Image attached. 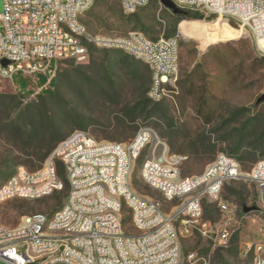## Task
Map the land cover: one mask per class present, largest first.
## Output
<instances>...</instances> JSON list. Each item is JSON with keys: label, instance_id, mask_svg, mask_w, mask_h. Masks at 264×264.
<instances>
[{"label": "built area", "instance_id": "1", "mask_svg": "<svg viewBox=\"0 0 264 264\" xmlns=\"http://www.w3.org/2000/svg\"><path fill=\"white\" fill-rule=\"evenodd\" d=\"M182 10L213 14L238 25L264 57V0H171ZM96 0H3L0 11V84L16 75L36 84L40 74L52 78L60 60L87 62L90 48L121 49L151 68L149 97L154 101L176 92L180 71V37L162 33L152 39L141 30L127 35L91 32L82 15ZM150 0H121L132 14ZM162 3V0H159ZM232 26V25H231ZM44 86H40V90ZM155 142L142 166L143 180L160 190L167 201L180 200L173 213L162 203L138 194L130 177L136 159ZM187 156L171 152L157 132L142 127L126 142L98 140L87 130L63 139L36 171L19 166L0 184V200L39 198L62 190L57 161L65 164L69 192L52 214L25 215L15 227L0 224V264H182L179 234H201L214 247L227 249L237 228V207L221 198L225 185L245 177L264 194V160L243 172L233 156L220 152L200 174L182 175ZM217 205L223 219L214 227L204 219L205 204ZM128 207L137 234L125 230ZM179 223V228L177 227ZM253 264H264V223L260 238L246 244ZM189 262L209 260L195 252Z\"/></svg>", "mask_w": 264, "mask_h": 264}, {"label": "rangeland", "instance_id": "2", "mask_svg": "<svg viewBox=\"0 0 264 264\" xmlns=\"http://www.w3.org/2000/svg\"><path fill=\"white\" fill-rule=\"evenodd\" d=\"M105 1L109 2L113 10L108 9L109 6ZM105 1H97L82 15V21L91 32L127 35L133 30H141L152 38V35L159 37L162 33H168L171 25L177 26V34L180 37L179 81L183 80L184 83L185 80V83L183 86L179 84L176 92L167 98L166 112L156 113L151 118H147L145 113L139 114L134 121L125 117L123 109L125 105L133 104L143 97L144 82L140 70L133 73L122 64H118L114 69L116 97H112L109 92L98 91L92 87L87 91L86 98L80 99L71 87L64 86L63 94L66 100L90 117L91 124L87 131L98 140L126 142L132 139L142 127L149 126L167 143L171 152L185 154L184 151L188 152L192 149L189 145L190 140L196 139L199 135L208 140L212 139L211 142L221 139L224 130L219 129V116L229 105L255 107L258 98L264 93V65L260 59L263 56L257 52L248 32H230L227 38L203 46L199 38L183 35L180 30L181 22L177 23L173 11L159 0H151L147 6L140 8L137 11V17L127 14L124 17L121 16V0ZM2 9L3 0H0V11ZM205 15L206 19H202L204 23H218L224 28L222 24L224 20L213 14ZM231 25L238 29V25ZM224 31L227 32L226 29ZM114 56V54L106 55L104 50L95 51L91 53L89 61L83 63L89 65L86 67H80L78 63L71 60H60L55 74L64 70L71 73H77L80 70L94 74L97 64L110 65L115 59ZM191 72L195 74V85L189 92L190 83L186 82V79ZM18 77L19 74L13 80H6L0 84V94H3V96L0 95V154L12 149L11 157L20 155L23 160H26L18 167L24 166L29 171H36L44 162L39 163L36 160L31 162L29 157L19 153L15 142L12 139H6L1 124L3 118H7L8 114L13 118L36 96L33 93L22 97L20 93L18 100L11 102L12 96L19 90ZM33 88L35 92L40 90V86L36 84ZM49 90H53L52 85H49ZM210 110H216V117L207 120L206 115ZM256 110L264 111V102ZM123 119L125 123L121 124ZM73 127H75L74 123L68 120L63 124L62 132L69 136L76 130H80ZM36 145L38 144L31 143L30 148H35ZM154 148L153 141L136 159L130 177L131 185L142 197L160 201L167 212L173 213L180 204V200H165L162 192L146 183L141 174L143 163L152 156ZM227 148L226 143L219 142L216 153L211 152L208 147L200 157H187L182 165V175L202 173L218 153H228ZM259 160H261L259 157L253 158L243 164V172L251 171ZM227 186L229 188L225 187L222 190L221 198L237 207L238 220L234 225L237 228L234 233H237V238L230 248L223 249L214 247L213 243L201 234L180 233L179 242L184 256L182 264L202 263L201 260L196 263L189 262L187 255L190 252H195L199 257H206L210 264H253L251 255H245L244 250L247 243L255 242L260 238V227L264 223V194L261 196L258 186L245 177H240L228 183ZM230 188H235L240 194L231 193ZM52 194L35 199L11 197L0 200V224L15 227L21 223L25 215L36 212L53 213L58 207V200ZM243 197L246 199L245 202L242 201ZM25 199L30 203L24 205ZM246 205H256L257 209L245 212L243 208ZM23 212L26 213L23 214ZM130 215L131 211L125 207L123 211L125 230L128 233L137 234L139 231L134 227L131 219L125 222ZM204 219L210 220L216 228L220 226L223 215L215 203L208 202V207H204ZM179 226L177 223L178 228Z\"/></svg>", "mask_w": 264, "mask_h": 264}, {"label": "trees", "instance_id": "3", "mask_svg": "<svg viewBox=\"0 0 264 264\" xmlns=\"http://www.w3.org/2000/svg\"><path fill=\"white\" fill-rule=\"evenodd\" d=\"M97 1L99 0H96L95 4ZM105 3L109 6V2L105 1ZM112 8L113 7L111 6L108 7L110 10H113ZM120 11L121 16L124 17L126 13H124L122 9H120ZM127 15L137 17V11ZM173 16L177 23L183 20L206 19V15L203 12L191 10H185V13L173 14ZM177 31V26L171 25L166 35H176ZM152 38L156 39L158 37L152 35ZM90 50L92 54L95 51L104 50L108 56L114 54L115 59L112 60L110 58L113 61L110 65H105L103 63L97 64L94 74H88L87 72H81L80 70H78L79 72L77 73H71L64 70L55 74L50 80L49 76L40 74L37 84L29 76L19 75L17 78L19 90L16 95L12 96L11 102L18 100L20 93H22V97L29 96L33 93H35L36 96L13 118L10 117V114L7 115V118H3L1 124L6 139H12L16 144L18 152L29 157L31 162L36 160L39 163H43L54 151L59 142L68 136V134L62 132L63 124L66 121L71 120L75 127L80 130H87L91 124L89 116L82 113L79 107L75 108L72 103L66 100L65 95L63 94V87H71L76 93L77 98L80 99L86 98L87 91L92 87L96 88L98 91L109 92L112 97H116L114 69L117 68L118 64H122L123 67L133 73L140 70L144 82L142 88L143 97L133 104L129 103L125 105L123 109L125 117L134 121L139 114L145 113L147 114V118H151L156 113H164L168 109L167 98L160 101H154L149 97L148 92L151 83V68L148 63L140 58L127 54L121 49H103L92 46ZM260 59L264 65V57H261ZM139 62L142 63L140 64ZM83 63L78 64L80 67H86V65H88ZM193 73L194 72L189 73L188 78L186 79V82L190 83L188 87L189 92L192 91V88L195 85V74ZM184 83L182 80L178 82V85L180 84L183 86ZM34 84L44 87L35 92L33 88ZM49 85L53 86L52 91L49 90ZM0 95L3 96V94ZM262 102H256L255 107L246 105H229L225 112L219 116V129L224 130L221 139H218L217 142H211L212 139L208 140L202 135H199L196 139L190 140L189 145L192 149L188 152L184 151V155L187 154L186 156L188 158L200 157L208 147L211 152L216 153L218 143L221 142L228 145L227 154L236 158L241 163V166L248 161L253 160V158L256 159L259 157L264 160V111L256 110ZM215 117L216 110H210L206 115L207 120H212ZM122 123H125L124 119L121 124ZM75 127H73V129H75ZM31 143H37L38 145H36L35 148H30ZM12 154V149L0 154L1 183L10 179V177L16 172L18 165L24 163L23 161H26L23 160L20 155H14V157H11ZM56 164L58 173L64 180L65 186L64 190L55 191L52 194V196L58 200V207L54 211L64 204L69 192L65 164L61 160H58ZM227 185L228 184H226L225 187L229 188ZM230 192L240 194L235 188H230ZM245 200L246 199L243 197L242 201L245 202ZM23 203L24 205H27L30 202L25 199L23 200ZM205 207H208V203L205 204ZM25 213L26 212H23V214ZM129 219H131V215L125 219V222ZM236 238L237 233L232 237L231 245Z\"/></svg>", "mask_w": 264, "mask_h": 264}, {"label": "bare ground", "instance_id": "4", "mask_svg": "<svg viewBox=\"0 0 264 264\" xmlns=\"http://www.w3.org/2000/svg\"><path fill=\"white\" fill-rule=\"evenodd\" d=\"M222 24L224 28L219 26L218 23H204V21L200 19L183 20L180 23V30L183 35L199 38L203 46H208L213 42L227 38L230 32H241V30L234 28L227 22H223ZM224 29H226L227 32L224 31Z\"/></svg>", "mask_w": 264, "mask_h": 264}, {"label": "water", "instance_id": "5", "mask_svg": "<svg viewBox=\"0 0 264 264\" xmlns=\"http://www.w3.org/2000/svg\"><path fill=\"white\" fill-rule=\"evenodd\" d=\"M162 4L167 7L168 9H171L173 11L174 14H183L185 13L184 10L178 8L174 2H172L171 0H162ZM181 22V21H180ZM264 102V93L258 98L257 102ZM257 209V206H244V211L245 212H249L252 210Z\"/></svg>", "mask_w": 264, "mask_h": 264}]
</instances>
